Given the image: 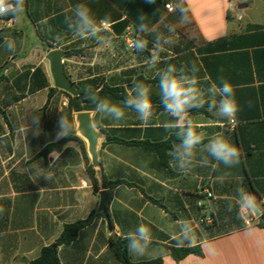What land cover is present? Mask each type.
Listing matches in <instances>:
<instances>
[{
    "label": "crops",
    "instance_id": "crops-1",
    "mask_svg": "<svg viewBox=\"0 0 264 264\" xmlns=\"http://www.w3.org/2000/svg\"><path fill=\"white\" fill-rule=\"evenodd\" d=\"M179 2L25 0V11L18 19L0 17V44L5 37L15 42L14 52L0 46V207L4 209L0 264L37 259L66 225L98 210L100 192H108L104 181H121L112 188L109 218L97 215L71 244L59 246L61 264H122L113 241L126 239L141 224L150 229L152 238L145 255L128 250L132 262L161 258L163 264H264V247L256 242L264 237V0H183L188 9L185 22L176 10ZM77 3L87 5L97 20L108 18L104 43L80 39L68 29L65 17ZM141 13L149 28L169 36L173 43L157 51L154 34L138 30ZM139 39L146 41L140 51L134 47ZM54 49L66 53L65 73L77 89L107 84L128 93L138 78L149 81L145 85L150 89L153 116L147 125L131 109H125L119 121L90 111L103 133L98 145L100 168L93 166L87 143L75 132L76 113L74 134L84 146L73 138L62 148L43 153L63 138L57 137L59 121L64 115L67 118L69 102L54 87L47 59ZM154 55L159 59L153 66ZM168 65L185 72L197 68L198 86L205 97L220 77L232 83L240 106L234 122L209 112L207 104L202 112L190 110L189 118L199 125L204 144L220 134L237 146L238 165L212 161L188 171L174 165L170 152L179 141L173 131L165 130L172 118L162 108L159 90V73ZM107 100L123 107V100L112 96ZM109 138L160 144L161 154ZM202 148L203 144L196 150L197 160ZM90 166L99 182L97 192ZM238 189L256 197L258 214L247 216L252 233L246 230L245 216L238 215ZM183 221L195 229L194 242L175 239ZM171 247H199L202 254L176 261Z\"/></svg>",
    "mask_w": 264,
    "mask_h": 264
},
{
    "label": "clouds",
    "instance_id": "clouds-1",
    "mask_svg": "<svg viewBox=\"0 0 264 264\" xmlns=\"http://www.w3.org/2000/svg\"><path fill=\"white\" fill-rule=\"evenodd\" d=\"M146 3L155 4L156 0H145ZM176 10L181 13V22L187 20L188 9L183 6V0L176 5ZM25 11V0H0V17H12L18 19ZM141 23L138 30L141 33L154 34L153 46L157 51L163 50L164 45H171L173 41L169 36L156 32L149 28L144 22L146 17L140 14ZM65 24L68 29L80 39H95L99 43H104L102 33L109 28V20L104 17L97 20L92 10L85 4L77 3L72 9L71 15L65 17ZM172 29H169L171 32ZM59 37H57L58 39ZM9 52L15 51V42L3 38L2 44ZM134 47L140 51L146 47V41L139 39L134 43ZM158 55H154L150 63L154 66L158 61ZM197 68L193 67L188 72L178 70L175 65H168L159 73L160 100L164 111L172 119L165 123L166 131H173L179 143L170 152L174 165L181 171H188L196 164L201 167L209 166L212 161L224 164L226 167H233L240 163V151L237 146L230 143L222 135L217 134L204 144L203 135L197 131L199 125H194L189 118L191 109L203 108L207 104L209 112L223 119L234 122L240 106L236 99L235 89L227 79L220 77L219 83H212L207 89V97L198 86L200 81L196 76ZM91 100L95 105L94 111L104 117H110L119 121L125 117V109L133 110L138 119L147 125L153 116V104L150 98V89L142 82L134 83L129 90L127 98L122 102L123 107L112 103L107 99H98L94 93H90ZM38 119V118H37ZM60 131L57 137H64L71 134V125L66 116H62L59 121ZM203 144L200 158L197 160V148ZM211 157V160H209ZM236 207L238 215L241 213L246 216L257 214L256 197L244 191L237 190ZM232 203L229 202L228 210H232ZM4 209L0 207V214ZM249 233L253 232L252 225H246ZM128 250L133 255L143 256L150 246L151 231L148 227L141 224L135 232L127 234ZM178 243H191L196 239L195 229L188 221H183L180 231L175 235ZM258 246L264 247V237L257 239Z\"/></svg>",
    "mask_w": 264,
    "mask_h": 264
},
{
    "label": "trees",
    "instance_id": "trees-1",
    "mask_svg": "<svg viewBox=\"0 0 264 264\" xmlns=\"http://www.w3.org/2000/svg\"><path fill=\"white\" fill-rule=\"evenodd\" d=\"M159 1L163 3H168L170 0H159ZM121 26L123 30H125L127 27L125 23H122ZM114 28L117 30V26H114ZM68 55H70V52L68 53ZM156 81H158V79H155L152 82H156ZM137 82H142L144 84L149 83V81L145 80L144 78H138L134 83H137ZM78 90L82 94H89V97L85 99L84 103L76 100L70 94L63 91L69 100L68 107H67V121L71 125V134L68 136H64L59 142L55 144H50L49 146H47L43 150V153L47 154L53 150L60 149L62 148L64 143H66L69 140H72L73 138L78 139L84 146V141L74 134L73 113H78L82 111H94L95 105L93 104L91 100L90 93H94L98 99H107L108 97L112 96V97L118 98L123 101L127 98V95H128L125 88L112 87L107 84H102L101 86L100 84H97L94 87H91L88 89L79 87ZM162 108L164 107L162 106ZM202 111H203V108L191 109L192 113H199ZM108 141H120L128 145H142L152 151H156L161 154L160 144L142 142V141L127 142V141H122V140H118L115 138H109ZM83 150L85 151V147H83ZM88 173L90 175V179L94 187V190L96 192L99 191L100 189L99 182H98V179L95 177V171L92 168V166L88 168ZM120 183L121 181H115V182H109V183L104 181L103 187L108 189L107 210H108V205L112 197V188ZM102 214H103L102 212L95 210V211H92L86 219L79 220L75 223L66 225L63 232L61 233L59 238L56 240V242L54 244L44 247L41 250L39 257L35 260L28 262L27 264H61L59 255H58V247L61 245L71 244L77 238L78 233L83 228L89 226L94 221L97 215H102ZM113 246L122 264H163V260L161 258L148 260V261H141V262H132L128 254L127 238L124 240H114ZM190 254L201 255L202 252L199 247H182V248L171 247V255L176 261H180Z\"/></svg>",
    "mask_w": 264,
    "mask_h": 264
},
{
    "label": "water",
    "instance_id": "water-1",
    "mask_svg": "<svg viewBox=\"0 0 264 264\" xmlns=\"http://www.w3.org/2000/svg\"><path fill=\"white\" fill-rule=\"evenodd\" d=\"M65 56L66 53L59 49L51 50L47 55V59L50 63L51 75L54 81V87L67 92L76 100L84 103L85 99L89 97V94L80 93L76 85L66 75L63 62V58ZM75 121L77 124L75 132L87 143L88 152L90 154L93 166L100 168L98 145L103 133L95 126L92 113L90 111L76 113ZM107 198V191L102 190L100 192L98 210L102 212L106 218H109V213L107 211Z\"/></svg>",
    "mask_w": 264,
    "mask_h": 264
},
{
    "label": "built area",
    "instance_id": "built-area-1",
    "mask_svg": "<svg viewBox=\"0 0 264 264\" xmlns=\"http://www.w3.org/2000/svg\"><path fill=\"white\" fill-rule=\"evenodd\" d=\"M231 8H232V5L230 6ZM168 10L169 11H173L174 10V7L173 6H171V5H169L168 6ZM131 42H134V40H132ZM132 45V44H131ZM243 216H245L244 217V224H245V226L246 225H249V224H252V220H251V218H249V217H247L246 215H243Z\"/></svg>",
    "mask_w": 264,
    "mask_h": 264
},
{
    "label": "rangeland",
    "instance_id": "rangeland-1",
    "mask_svg": "<svg viewBox=\"0 0 264 264\" xmlns=\"http://www.w3.org/2000/svg\"><path fill=\"white\" fill-rule=\"evenodd\" d=\"M173 1H175V0H173ZM74 124H75V127L77 128V124H76L75 118H74ZM76 128H75V130H76Z\"/></svg>",
    "mask_w": 264,
    "mask_h": 264
},
{
    "label": "bare ground",
    "instance_id": "bare-ground-1",
    "mask_svg": "<svg viewBox=\"0 0 264 264\" xmlns=\"http://www.w3.org/2000/svg\"><path fill=\"white\" fill-rule=\"evenodd\" d=\"M81 135V134H80ZM82 136V135H81ZM83 137V136H82ZM84 138V137H83Z\"/></svg>",
    "mask_w": 264,
    "mask_h": 264
}]
</instances>
